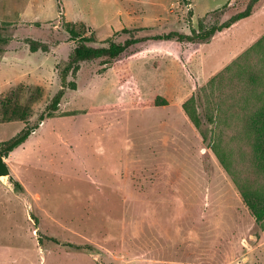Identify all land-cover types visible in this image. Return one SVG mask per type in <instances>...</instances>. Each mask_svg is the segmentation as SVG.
<instances>
[{
    "label": "rangeland",
    "instance_id": "obj_1",
    "mask_svg": "<svg viewBox=\"0 0 264 264\" xmlns=\"http://www.w3.org/2000/svg\"><path fill=\"white\" fill-rule=\"evenodd\" d=\"M59 2L61 14L56 0H0V141L59 89L56 66L79 45L66 28L98 49L122 29L140 39L220 25L246 1ZM134 49L123 84L115 68L80 64L76 89L6 157L25 194L0 178V264H264V224L241 194L264 207V0L204 43ZM192 95L204 142L181 109ZM134 96L166 105L135 108Z\"/></svg>",
    "mask_w": 264,
    "mask_h": 264
},
{
    "label": "trees",
    "instance_id": "obj_2",
    "mask_svg": "<svg viewBox=\"0 0 264 264\" xmlns=\"http://www.w3.org/2000/svg\"><path fill=\"white\" fill-rule=\"evenodd\" d=\"M182 1L187 2V0H182ZM245 1H246L245 7L242 11H239L230 19H228L226 22L220 25H213L208 28L199 29L197 31L192 29L190 34L178 32V31H170L168 33L156 34L153 35L152 37H143L140 39H137L134 35H132L134 31L136 32L138 30L122 29L121 31L117 32L114 36H112L110 39L106 41V46H103L98 49L91 48L88 46V44H91L95 41L93 35L87 36L86 34L76 33L71 28H66V32L69 35V39L71 41H76V40L79 41V45H77L71 50L67 60H63L59 62L56 66L57 76L59 80V89L51 98L49 103L45 106L43 111L40 113V115L37 118V122H35L31 127H27V126L23 127L10 139L5 141H0V155L3 158L8 157V155L11 152H13L23 143H25L26 140H28L31 134L38 129L39 124L41 122H43L46 118H51L53 116V113L58 110L59 105L65 93L68 90L76 89V83L74 81L68 80V77L69 75L74 74V72L76 71V69L80 64L88 63L92 60L94 61L97 60L98 65L101 66L102 72L105 71L107 68H115L119 72V82L123 84L126 82V80H128L130 76L129 75L130 73L127 68V63L129 61V57L135 53L136 49L134 48L136 47L137 44L145 43L148 41H161V40L174 41L179 43L180 45H184V44L198 45L204 43L209 39H211L215 34L230 28L233 24L239 22L240 20L250 17L254 13L257 5L261 0H245ZM56 7L58 9L59 14H61V7L59 0H56ZM226 8H227L226 6L222 7V9L225 10ZM67 25H69V23H66V26ZM140 30L146 31L148 29L143 28V29H139V31ZM4 31H5V27L0 26V33ZM123 37H125V40L122 43L118 42L119 40L118 38H123ZM6 42L7 40L3 39L1 36L0 43L5 44ZM259 43L260 42H257L255 45H258ZM36 51L37 48L35 47L30 48V52H36ZM185 64L187 66V61ZM120 68L123 69V71H120ZM197 99L198 98L192 95L181 104V109L184 115L189 120V122L192 124V126L198 131L199 135L201 136L204 142L205 135L203 130L201 129L203 123L201 122L199 114L196 111ZM163 105H166V101L160 100L159 97H156L155 100L153 101L137 103L134 96V100L132 101V106L135 108L155 107V106H163ZM205 117L207 123L211 122V119L207 117V115H205ZM9 121H13V120L9 119ZM211 149L215 154V156L217 157L220 166L225 170L227 174H229L228 163L226 161V157L224 155L223 149L221 148L220 144L218 142L213 141L211 144ZM8 179H9V183L12 184L14 191H16L17 193L25 194V190L23 186L15 178L9 176ZM241 194L246 200L245 201L246 206L251 211L255 221L262 226L264 224V207H258L256 203L248 201L244 196V193H242V191ZM46 239L55 244L73 247L77 250H89V251L91 250V247L89 246L73 245L71 243L62 244L53 237H46Z\"/></svg>",
    "mask_w": 264,
    "mask_h": 264
},
{
    "label": "water",
    "instance_id": "obj_3",
    "mask_svg": "<svg viewBox=\"0 0 264 264\" xmlns=\"http://www.w3.org/2000/svg\"><path fill=\"white\" fill-rule=\"evenodd\" d=\"M10 170L8 165L5 163L4 158L0 155V178L9 177Z\"/></svg>",
    "mask_w": 264,
    "mask_h": 264
},
{
    "label": "crops",
    "instance_id": "obj_4",
    "mask_svg": "<svg viewBox=\"0 0 264 264\" xmlns=\"http://www.w3.org/2000/svg\"><path fill=\"white\" fill-rule=\"evenodd\" d=\"M219 33H220V32H219ZM27 58H28V59H31V61H32L33 58H35V52H31V54H30ZM20 65H21V64H20ZM25 67H26V66H25ZM43 122H44V121H43ZM44 124H45V122L43 123L42 126H44ZM42 126H41V127H42ZM41 127H40V128H41ZM40 128H39V129H40ZM30 137H31V136H30ZM30 137H29V138H30ZM29 138H28V139H29ZM26 141H27V140H26ZM23 144H24V143H23ZM23 144H22V145H23ZM19 147H20V146H19ZM8 156H12V152H11ZM4 161H5V163L7 164V160H6V158H4ZM10 175H11V173H10ZM16 180H17V179H16ZM17 181H18V180H17ZM18 182H19V181H18ZM19 183H20V182H19Z\"/></svg>",
    "mask_w": 264,
    "mask_h": 264
}]
</instances>
